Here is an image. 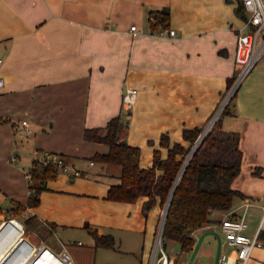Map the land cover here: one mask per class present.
<instances>
[{"label":"crops","instance_id":"crops-1","mask_svg":"<svg viewBox=\"0 0 264 264\" xmlns=\"http://www.w3.org/2000/svg\"><path fill=\"white\" fill-rule=\"evenodd\" d=\"M237 6L238 0H0V194L8 202L0 206V218L16 215L9 208L20 205L16 217L32 218L26 226L38 240L56 250L62 244L73 256L87 254L86 262L72 258L74 264H96L99 249L118 253L103 252L105 264H115L117 256L147 264L160 207L144 212L145 197L106 199L109 186L119 181V167L90 164L91 156L106 153L108 146L85 140L83 132L105 126L123 110L127 124L119 137L139 147L143 168L151 165L155 149L166 154L159 146L162 133L186 145L182 129L205 125L227 80L234 79L236 36L244 24ZM162 8L169 11L167 26L152 30L148 16ZM167 29L175 36L160 35ZM125 88L137 90L127 111ZM232 97L220 126L238 134L240 171L231 187L243 196L234 197L228 211L213 212L212 222L191 233L190 249L169 257L170 264H217L222 253H232L220 220L242 214L249 236L258 231L263 243L248 264H264V68L254 66ZM23 119L28 133L21 131ZM27 134L31 163L43 153H58L80 171L78 176L57 172L41 182L35 206L26 203L23 170L9 159L13 148L18 158L19 137ZM23 212L27 216H19ZM210 229L217 239L210 238ZM92 231L110 235L114 248L97 245ZM79 237L85 238L84 247ZM213 243L220 248L214 256Z\"/></svg>","mask_w":264,"mask_h":264},{"label":"trees","instance_id":"trees-1","mask_svg":"<svg viewBox=\"0 0 264 264\" xmlns=\"http://www.w3.org/2000/svg\"><path fill=\"white\" fill-rule=\"evenodd\" d=\"M236 11L243 20L246 19L240 0ZM168 18L167 8L150 13L148 20L151 29L166 27ZM232 81L233 77L227 80L226 89ZM232 98L188 158L205 125L182 129V138L186 145L171 142L168 134L162 133L159 146L166 149V154L163 155L160 149H155L151 165L146 168L139 164V147L130 145L119 137L121 129L127 124L123 110L111 117L105 126L87 128L83 132L85 140L108 146L106 153L94 154L90 158L91 161L119 167V181L109 186L106 199L133 202L139 197H145L142 208L144 212L155 205L163 209L168 202L161 230L162 247L165 246L166 240H173L179 244L180 250L190 249L193 242L191 233L212 222L213 212L228 211L234 197L243 196L231 187L233 179L240 171L241 151L238 148V134L222 130L220 126V119L228 113ZM57 155L64 156L58 153ZM40 157L34 159L28 168L32 179L28 184L29 195L26 203L29 206L38 204V195L42 189L39 184L52 178L58 171L52 165H40ZM20 209V205H14L9 211L16 213ZM31 220V217L25 218L24 224L27 225ZM92 235L97 245L114 248L110 235H97L94 231ZM258 237L261 239L260 234Z\"/></svg>","mask_w":264,"mask_h":264},{"label":"built area","instance_id":"built-area-1","mask_svg":"<svg viewBox=\"0 0 264 264\" xmlns=\"http://www.w3.org/2000/svg\"><path fill=\"white\" fill-rule=\"evenodd\" d=\"M243 12L246 16L244 24L238 29L234 52L235 75L226 99L220 102L215 112L210 116L204 126L205 133L214 123L221 112V109L231 99L235 88L239 82L252 70L258 59L264 55V0H240ZM153 21L152 18H150ZM136 27L130 26V30L135 31ZM160 35L174 37L175 31L167 29L159 32ZM3 58L0 54V67ZM3 78L0 76V88L3 86ZM137 90L135 88H125L122 94V104L127 111L135 101ZM21 131H30L29 122L20 120ZM203 133V134H204ZM14 160V157H9ZM93 162L90 161V164ZM42 166H54L58 171L65 174L78 176L80 171L74 168L64 156L51 153H43L39 159ZM25 179L28 184L32 182L30 171L25 172ZM164 211L162 210L161 216ZM27 216L23 212V217ZM161 218V217H160ZM161 224V220H160ZM220 230L224 236L226 245L232 253H222L217 264H248L252 252L255 248L262 247L263 243L259 239L257 231L249 236L246 233L248 223L245 215L238 217L226 216L220 220ZM160 225L158 227V230ZM157 230L153 244V258L160 245L161 234ZM80 244V242H78ZM0 264H74L70 253L61 244L59 249H53L43 241H31L25 230V224L21 218L6 215L0 218ZM159 264H168V258L162 251Z\"/></svg>","mask_w":264,"mask_h":264},{"label":"rangeland","instance_id":"rangeland-1","mask_svg":"<svg viewBox=\"0 0 264 264\" xmlns=\"http://www.w3.org/2000/svg\"><path fill=\"white\" fill-rule=\"evenodd\" d=\"M255 66L257 67V68H259V69H261V68H264V55L263 56H261L259 59H258V61L255 63ZM231 87V86H230ZM230 87L226 90V92L224 93V95L222 96L223 98H222V101H223V99L225 100L227 97H226V95H227V93L229 92V90H230ZM230 108H228V110H229ZM223 110V108L221 109V111ZM125 119V118H124ZM24 135H26V133H24ZM19 138H21L22 139V144H20V145H17V148L19 149V155H18V158L16 159L15 158V156H14V154H13V151H15V150H17L16 148H13V150L11 151V154H10V157H14V160H12V162H10V163H12L14 166H16L17 168H19V169H21V170H23V172H24V174H25V172H26V170L29 168V165H30V161H31V158L33 157V154H34V151L31 149V145H29V142L31 141V138H32V136H31V134H27V136H23V135H21ZM16 159V160H15ZM11 160V159H10ZM111 166H113V165H111ZM114 166H116V168H118V166L117 165H114ZM8 202L6 201V200H4L2 197H1V194H0V206H3V207H7L8 206V204H7ZM2 209H0V212H2L1 211ZM162 210L163 209H160L159 211V215H158V221H159V225H160V217H161V212H162ZM5 211H6V209H5ZM7 212V211H6ZM18 213H21V211H18V212H16V215H18ZM8 215H12V216H16L15 214H8ZM19 216H23V214H19ZM158 221H157V225H158ZM31 226V225H30ZM30 226H26L25 225V230H26V234H27V236H28V238L31 240V241H33V242H39V241H41V240H38L39 239V236L38 235H36L32 230H28V227H30ZM159 227V226H158ZM30 229H31V227H30ZM208 234H209V236H210V238H212L213 240L214 239H217L218 237H219V235H218V233H213V230H208V232H207ZM246 233L248 234L249 233V231L247 232L246 231ZM249 235V234H248ZM156 236V235H155ZM217 236V238H214V237H216ZM195 239H197L198 237H199V233L198 232H196L195 233ZM76 239H78V240H80V242L82 243V247H84L85 246V244H86V242H85V238H81V237H79V238H76ZM154 240H155V238H154ZM42 241H44L45 243H46V240H44V239H42ZM164 245L165 246H161V245H159V247H158V249H157V251H156V253H155V256H154V261H153V264H159L160 263V256H161V252L163 251L165 254H166V256H167V258H168V264H170L169 263V257H175V258H177L179 255H178V253H180V249H179V244H177L176 242H174L173 240H166L165 241V243H164ZM211 255H215L217 252H220V248L219 247H216V243H213L212 245H211ZM99 250H101V251H98V254H97V256H96V264H105V263H107V258L103 255V252H110V251H105V250H103V249H99ZM117 252H119L118 250H117ZM70 253V252H69ZM110 253H112V252H110ZM71 254V253H70ZM112 254H116V255H118V253H112ZM153 254H154V251H153V246H152V249H151V252H150V255H149V258H148V261H147V264H152V258H153ZM181 254V253H180ZM218 255V254H217ZM72 256V258H77L78 260H79V262H86L87 261V259H88V256H87V254H85V253H83V252H76L75 253V256H73V255H71ZM177 256V257H176ZM125 260H128V258L127 257H123V256H117V262H113V263H115V264H128V263H125L124 261ZM121 261V262H120ZM212 261V260H211ZM176 264H177V261H176ZM178 264H179V262H178ZM181 264V263H180Z\"/></svg>","mask_w":264,"mask_h":264},{"label":"water","instance_id":"water-1","mask_svg":"<svg viewBox=\"0 0 264 264\" xmlns=\"http://www.w3.org/2000/svg\"><path fill=\"white\" fill-rule=\"evenodd\" d=\"M203 133H204V132L202 131V133L198 136V138H197V140H196L194 146H193L192 149L190 150V152H189L187 158L190 156L191 152L193 151V149L195 148V146L198 144V142L202 139L203 135L205 134V133H204V134H203ZM187 158H186V159H187ZM184 164H185V163H184ZM167 204H168V202L166 203L165 207L163 208L164 214H163V216H161V218H160V220H161V224H160V228H159V230H158V231H159V234H161L162 226H163V223H164V217H165V211H166ZM49 242H50V240H49ZM50 243H51V242H50Z\"/></svg>","mask_w":264,"mask_h":264}]
</instances>
